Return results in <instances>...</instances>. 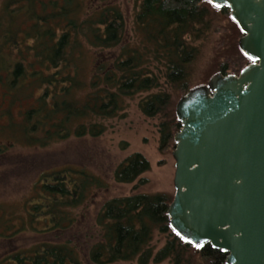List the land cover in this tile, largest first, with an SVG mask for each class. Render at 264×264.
<instances>
[{
    "label": "trees",
    "instance_id": "16d2710c",
    "mask_svg": "<svg viewBox=\"0 0 264 264\" xmlns=\"http://www.w3.org/2000/svg\"><path fill=\"white\" fill-rule=\"evenodd\" d=\"M12 1L14 14L27 2L30 25L0 35V83L24 87L33 97L24 120L9 122L20 124L21 138L32 147L101 136L130 100L146 93L138 107L159 117V150L173 152L181 128L174 96L179 100L218 73L239 74L250 63L230 9L207 0H136L130 31L117 0ZM150 168L145 155L133 153L117 166L114 179L141 185ZM105 187L85 168L44 172L21 214L0 212V236L9 240L27 231L46 239L3 256L0 264H226L228 253L210 244L197 247L172 228L168 207L174 195L166 193L108 199L91 230L76 235L85 206Z\"/></svg>",
    "mask_w": 264,
    "mask_h": 264
},
{
    "label": "water",
    "instance_id": "95a60500",
    "mask_svg": "<svg viewBox=\"0 0 264 264\" xmlns=\"http://www.w3.org/2000/svg\"><path fill=\"white\" fill-rule=\"evenodd\" d=\"M207 1L230 9L250 63L177 101L169 222L191 244L228 253L226 264H264V0Z\"/></svg>",
    "mask_w": 264,
    "mask_h": 264
},
{
    "label": "rangeland",
    "instance_id": "374dc122",
    "mask_svg": "<svg viewBox=\"0 0 264 264\" xmlns=\"http://www.w3.org/2000/svg\"><path fill=\"white\" fill-rule=\"evenodd\" d=\"M117 1L125 12L127 28L130 31L136 0ZM12 2V0H0V20L2 19L0 35L4 30L10 32L16 29L21 32L17 26L25 29L30 25L24 13L27 2L21 4V9L15 14L11 11ZM37 9L40 11V6ZM13 15L17 16L14 18L16 22L11 18ZM210 46H212L211 42L206 43L204 54L211 53ZM2 52L10 51L8 48H2ZM18 56L15 53L12 58L17 59ZM85 68L89 69V64H86ZM2 74L7 77V73ZM22 89L17 91L14 87H8L6 83H0V212L16 210L21 214L27 196L33 193V185L37 179L44 172L60 170L66 166L76 169L85 168L107 184L104 189L95 190L85 206L84 215L77 226L79 229H75L76 235H84L91 230L99 210L108 199L137 192L174 195L175 160L172 152L162 153L159 150V117H147L138 107V101L146 93L138 94L130 100L124 115L112 120L109 129L101 136L72 137L52 146L32 147L21 138L20 124L9 123L11 120L21 123L24 120L23 114L34 102L33 97L27 95L28 89L24 87ZM39 92L37 90L36 95ZM174 99L178 101L176 96ZM6 110H10V113L8 114ZM137 152L145 155L151 162L150 170L142 175L147 182L139 185L138 181L134 183L115 181L114 172L117 166ZM44 239L46 237H39L27 231L9 240L0 236V259L15 250L28 248ZM121 264L138 263L132 261ZM149 264L171 263L165 260Z\"/></svg>",
    "mask_w": 264,
    "mask_h": 264
},
{
    "label": "snow or ice",
    "instance_id": "6c2138e0",
    "mask_svg": "<svg viewBox=\"0 0 264 264\" xmlns=\"http://www.w3.org/2000/svg\"><path fill=\"white\" fill-rule=\"evenodd\" d=\"M197 247H199V245H197Z\"/></svg>",
    "mask_w": 264,
    "mask_h": 264
}]
</instances>
